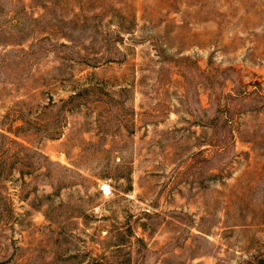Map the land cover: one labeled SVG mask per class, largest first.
<instances>
[{"label":"rangeland","instance_id":"obj_1","mask_svg":"<svg viewBox=\"0 0 264 264\" xmlns=\"http://www.w3.org/2000/svg\"><path fill=\"white\" fill-rule=\"evenodd\" d=\"M0 264H264V0H0Z\"/></svg>","mask_w":264,"mask_h":264}]
</instances>
